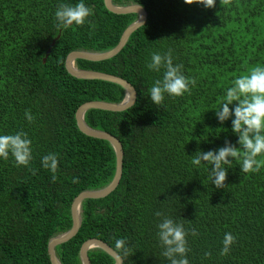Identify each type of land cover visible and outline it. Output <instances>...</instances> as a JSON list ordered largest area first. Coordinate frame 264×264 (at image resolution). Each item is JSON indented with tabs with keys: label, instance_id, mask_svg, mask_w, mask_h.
Instances as JSON below:
<instances>
[{
	"label": "trees",
	"instance_id": "obj_1",
	"mask_svg": "<svg viewBox=\"0 0 264 264\" xmlns=\"http://www.w3.org/2000/svg\"><path fill=\"white\" fill-rule=\"evenodd\" d=\"M69 2L76 0H0V134L23 130L33 141L27 166L0 157V264H52L49 241L72 228L75 198L107 187L116 174L115 148L83 133L76 115L88 102L121 103L125 89L76 78L66 60L74 51L114 49L138 15L115 14L104 0H85L93 9L91 23L64 27L54 13ZM113 3L141 5L147 22L115 57L80 59L76 65L121 77L136 90L135 105L125 111L85 114L90 128L120 140L122 179L106 198L84 201L81 228L56 248L59 260L82 264L83 244L98 239L123 264H169L156 237L155 213L161 211L196 229L187 237L190 264H264V165L244 173L233 161L226 165L225 185L217 188L208 178L210 165L191 164L199 150L237 141L231 119L221 124L214 108L236 76L264 64V0H216L212 8L185 0ZM169 50L195 84L182 96L166 94L154 104L148 89L164 69L150 70L147 63L153 52ZM27 109L32 122L24 115ZM49 152L59 154L55 174L41 164ZM225 232L236 240L221 255ZM119 238L127 241V254L116 248ZM89 258L92 264L116 263L101 249L90 250Z\"/></svg>",
	"mask_w": 264,
	"mask_h": 264
},
{
	"label": "clouds",
	"instance_id": "obj_2",
	"mask_svg": "<svg viewBox=\"0 0 264 264\" xmlns=\"http://www.w3.org/2000/svg\"><path fill=\"white\" fill-rule=\"evenodd\" d=\"M186 3H201L205 8H212L216 0H185ZM139 8V4L134 6ZM135 12L138 13L136 10ZM93 14L91 6L85 0H76L75 3H61L56 8L54 19L64 27L84 25L91 23L88 19ZM182 65L174 64L171 50L161 54L153 52L147 68L160 72L163 68L162 79H157L148 89L151 101L161 104L165 95L182 96L189 91L190 84L195 80L187 77L182 71ZM216 110V117L223 124L231 119L232 132L236 134L237 141L230 140L218 150H199L192 156L191 164L200 167L202 162L210 165L209 179L217 188L223 187L228 176V167L233 161L239 162L242 172L259 171L264 165V64H256L246 73L236 76L231 85L225 89ZM25 117L29 122L34 120L30 109L25 110ZM33 141L29 134L23 130L10 134H0V157L8 159L11 156L17 166L29 165L33 158ZM231 158V159H230ZM43 168L55 174L59 166V154L49 152L42 156ZM53 179H56L53 175ZM160 217L156 224V237L162 247V255L169 264H190L187 253L189 231L195 235L196 229H186L184 223L178 222L161 211L155 213ZM236 237L231 232H225L222 240L221 255L231 251ZM115 246L125 254L130 247L124 238L116 239Z\"/></svg>",
	"mask_w": 264,
	"mask_h": 264
},
{
	"label": "water",
	"instance_id": "obj_3",
	"mask_svg": "<svg viewBox=\"0 0 264 264\" xmlns=\"http://www.w3.org/2000/svg\"><path fill=\"white\" fill-rule=\"evenodd\" d=\"M104 1L106 8L109 11L119 15L137 14L138 19L125 30L119 44L114 49L102 53L88 52V51L71 52L67 56L66 67L69 73L76 78L84 79V80L107 81L114 84H118L125 89L126 96L121 103H108V102H98V101L88 102L86 104H83L78 109L76 115L79 128L83 133H85L90 137L107 140L115 148L117 154L116 174L113 181L107 187L100 190L83 191L75 198L72 205V216H73L72 228L67 232L56 235L49 241L48 252L52 264H62L56 254V248L59 245L69 242L78 234L82 225V219H83L82 212H83L84 201L89 199L97 200V199L106 198L117 189L122 179L124 151L120 140L109 133L90 128L85 121V114L88 110L91 109H100V110L112 111V112L125 111L135 105L137 100L136 90L127 80L121 77L102 73V72L92 71V70L79 69L76 65V62L77 60L80 59L99 62V61L109 60L115 57L127 45L132 34L135 31H137L139 28H141L143 25H145V23L147 22L148 15L146 10L141 5H139L138 9L134 7L135 5L138 4L128 5V6H117L113 3V0H104ZM136 10L138 11V13L135 12ZM58 38L53 41V46L56 44ZM50 53H51V49L48 50L46 57L44 58V63L47 62ZM92 249H101L105 251L107 254H109L115 260L116 262L115 264H123L122 257L112 247H110L108 244L98 239H91L83 244L80 251V258L82 264H92L89 258V251Z\"/></svg>",
	"mask_w": 264,
	"mask_h": 264
}]
</instances>
